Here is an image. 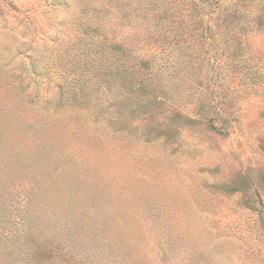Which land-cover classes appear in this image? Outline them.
<instances>
[{"label":"rangeland","instance_id":"obj_1","mask_svg":"<svg viewBox=\"0 0 264 264\" xmlns=\"http://www.w3.org/2000/svg\"><path fill=\"white\" fill-rule=\"evenodd\" d=\"M209 4L176 112L82 65L81 0H0V264H264V0Z\"/></svg>","mask_w":264,"mask_h":264},{"label":"trees","instance_id":"obj_2","mask_svg":"<svg viewBox=\"0 0 264 264\" xmlns=\"http://www.w3.org/2000/svg\"><path fill=\"white\" fill-rule=\"evenodd\" d=\"M209 3L210 0H81L78 25L84 45L82 65L93 67L97 73L109 72L135 81L133 88L153 94L158 106L167 104L178 112L176 100H172L178 97L175 86L179 82L193 86L194 78L187 72L193 74L201 64H207V43H215L214 34L228 28L223 24L214 29L207 23V15L218 10H210ZM115 20L122 28L136 25L143 47L154 55L143 56L116 35L110 37ZM104 65L108 67L103 70ZM183 69L187 72L180 73ZM203 73L206 75L207 70ZM204 80L207 78L200 75L199 84L203 85ZM82 92L74 90L69 99L78 100Z\"/></svg>","mask_w":264,"mask_h":264}]
</instances>
